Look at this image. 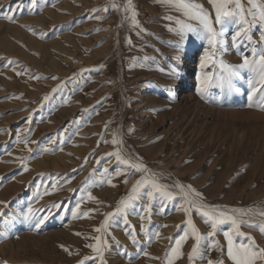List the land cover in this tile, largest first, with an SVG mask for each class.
Masks as SVG:
<instances>
[{"label": "rangeland", "instance_id": "obj_1", "mask_svg": "<svg viewBox=\"0 0 264 264\" xmlns=\"http://www.w3.org/2000/svg\"><path fill=\"white\" fill-rule=\"evenodd\" d=\"M126 2L0 0V264H78L95 256L86 247L95 241L85 237L97 235L107 241L105 264H166L175 241L190 233L187 217L176 210L183 204L179 196L169 201L156 194L150 213L141 211L149 204L142 196L127 224L117 217L107 232L94 231L141 176L106 155L117 148L114 138L122 141L123 157L142 160L174 194L171 186L181 183L208 205L264 210V111L248 106L250 74L239 70V92L210 87L202 98L196 75L218 74L212 65L200 69L206 44L190 38L177 49L179 38L168 30L175 22L165 17L181 18L179 13L155 0H132L136 26L124 12ZM196 2L214 17L208 0ZM241 3L249 7L247 0ZM231 34L221 59L239 65ZM253 40L259 42L257 29ZM239 52L251 58L246 42ZM262 96L257 92L252 103H264ZM78 202L88 217H72ZM54 203L61 207L51 208ZM29 207L39 210L37 217L48 216L39 228L35 219H24ZM191 218L202 234L210 230L195 211ZM224 230L228 225L214 240L202 241L195 264H232ZM240 232L246 236H234V242H250V236L264 248L258 229L244 225ZM193 243L189 235L173 264H190Z\"/></svg>", "mask_w": 264, "mask_h": 264}, {"label": "snow or ice", "instance_id": "obj_2", "mask_svg": "<svg viewBox=\"0 0 264 264\" xmlns=\"http://www.w3.org/2000/svg\"><path fill=\"white\" fill-rule=\"evenodd\" d=\"M156 3L167 7L170 11L174 10L180 14L181 18L168 15L165 17L168 21H174L175 26L169 27V31L173 32L179 39L175 43V47L179 49L185 41L192 38L199 40L206 44V48L200 58V69L204 70L209 65L214 68L218 67V74L213 76L211 73L204 72L203 74L196 75V93L202 98L210 87H218L222 90L236 91L240 89L234 84V79L240 76L239 70H247L250 74L247 78V85L249 88L248 99L250 101L249 107H257L261 111H264V103L254 104L253 96L257 93H264V2L260 0H247L249 7L245 8L241 3V0H208L214 10V17L202 4L196 2V0H155ZM113 7L119 10L118 6L113 4ZM108 11L107 8L102 9ZM99 11V10H98ZM124 12L127 14L131 12V23L138 26L139 21L137 20L138 13L133 7L132 0H127L124 6ZM99 19V17H97ZM125 15V19H127ZM5 19L9 22L14 21V15H5ZM219 25V28H217ZM234 26V27H231ZM253 29L259 31V42L253 40ZM231 30V44L238 54L241 55L242 62L239 65L227 64L221 57L227 52V34ZM131 43V41H128ZM247 43L251 48V58L248 55L239 52L242 44ZM257 43L259 46H257ZM176 75V73H173ZM257 84L260 85L257 88ZM48 99L47 96L44 97ZM264 99V96H262ZM131 131V129H130ZM115 137V134H114ZM27 147L28 141H23ZM33 143H36L33 141ZM111 143L116 145L117 148L111 153H107L108 157H114L118 164L125 165L134 172L141 173L140 179H138L131 187L130 193L127 197L122 198L114 212L108 213L102 224L95 228L94 231L97 233L107 232V229L112 223L116 222L117 217L123 219L124 223L127 224V216L129 210L135 211L136 202L146 197L149 204L141 208L142 212L151 211V202L156 198V194L163 197L166 200H175L177 196L183 200V204L178 207L177 211H182L187 217L186 226L190 229L189 232H185L179 239L175 241V247L170 249V252L166 254V264H173V261L177 258H182V244L186 242L189 235L194 240L191 252L188 255L190 264H195V261L201 258V244L202 241L207 239L214 240L217 232L222 229V226L228 225V230L223 231V235L227 241L226 244V255L227 258L232 261V264H264V248H260L253 237L247 236L246 240L250 242L239 243L234 242L233 237H245L246 234L240 232V228L247 225L250 228L258 229L264 234V210H257L255 208H221L216 205H208L203 202L201 193H199L191 185H183L176 183L172 188L176 190L174 194L170 190V186L159 182L158 174L151 172V170L143 163L132 161L122 156V150L119 145L122 141L114 138ZM31 151V149H28ZM25 171L27 168L25 167ZM105 173L109 170L104 169ZM122 172L117 170L115 175L119 176ZM127 183V179L124 181ZM107 183L115 187L112 184L111 179ZM70 191H76L70 189ZM88 200L95 201L97 198L94 197L90 192L87 194ZM4 203V202H0ZM7 205L5 204V207ZM60 204H52L51 208L59 209ZM80 203L76 204V208L72 211V217L74 219L81 217H88L89 212H80ZM51 209H49L50 211ZM39 211V210H36ZM36 211L31 207L23 213L25 220L35 219V227L39 228L43 224L48 216L37 217ZM195 211L203 219L206 225L209 226L210 230L206 234H202L200 230L194 224L191 214ZM3 210L0 209V216H3ZM260 217L258 221L253 220V217ZM141 220L144 216L140 217ZM179 227V226H178ZM141 230L144 231L143 225ZM77 236H81L82 233H75ZM129 238L135 244L136 236L134 232L128 233ZM159 236V233H156ZM85 239H93L95 243L87 244L86 247L90 248L95 256L84 257L83 260L78 264H84L87 260L99 259L100 264L104 262V252L107 241L102 239L101 235L95 237H85ZM213 247H219L218 243L212 245ZM63 248V246H61ZM69 255L71 251L68 248L63 249ZM147 255V253H144ZM6 264V262H5ZM208 264H223V260L212 261L208 260Z\"/></svg>", "mask_w": 264, "mask_h": 264}, {"label": "bare ground", "instance_id": "obj_3", "mask_svg": "<svg viewBox=\"0 0 264 264\" xmlns=\"http://www.w3.org/2000/svg\"><path fill=\"white\" fill-rule=\"evenodd\" d=\"M207 233V232H206Z\"/></svg>", "mask_w": 264, "mask_h": 264}]
</instances>
